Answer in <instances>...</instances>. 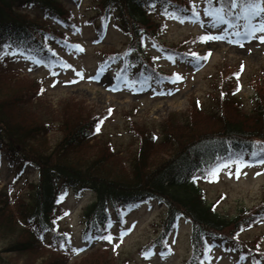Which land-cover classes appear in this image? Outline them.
<instances>
[{
    "label": "trees",
    "instance_id": "obj_1",
    "mask_svg": "<svg viewBox=\"0 0 264 264\" xmlns=\"http://www.w3.org/2000/svg\"><path fill=\"white\" fill-rule=\"evenodd\" d=\"M205 2L210 10L226 7V0ZM23 7L37 9L41 16L29 17L18 10ZM93 9L96 13L91 22L97 21L95 30L99 35L111 21L128 39L123 50L102 53L99 64L104 68L114 67L118 77L132 82L150 79L159 84L168 78L156 70L153 55L144 49L146 42L155 45L165 56L178 60H184L192 52L183 50L184 44L191 46L196 43L191 37L177 44H167L162 40L166 35L162 18H194L195 4L192 0H95ZM240 12V7H237L227 17L235 24L241 16ZM75 29L73 14L65 8L62 0H0V75L8 77V80L21 75L8 69L3 60L11 49L34 57L53 69L60 60L53 53L54 46L68 48L66 35L69 31L74 34ZM240 71L236 68L224 77L232 88L229 91L222 89L217 95L212 118L216 125L219 124L218 129L190 133L181 140L180 135L168 129L172 126L169 123L163 142L166 141L172 151L166 157L159 155L154 160L148 155L157 136L132 123L130 131L140 144L133 152L128 170L124 169L125 163L121 166L117 162H109L117 154L109 142L103 145L105 153L104 149L96 150L92 145L96 142L97 128L108 115V110L93 118L76 116L64 120L58 128L61 138L47 151L38 144L39 149L26 142L46 131L45 125L34 129L35 136L30 137L29 130L20 133L0 117V162L5 158L9 165L15 164L17 170L32 165L38 172V179L32 186V205L25 204L29 206H23L22 211L29 210L19 214L23 220L19 217L15 219L12 213L7 212L5 219L0 220L4 238L7 231L11 233L14 230L12 223L22 227L17 233L23 239H9L7 246L3 247L4 251L46 250L59 257L62 263L69 260L60 250L67 246L69 240L59 230L58 223L63 214L60 198L68 189H75L77 193L90 190L95 194L94 200L82 213L85 239L93 237L101 240L109 235L108 230L115 223L114 217L123 226L125 209H136L155 200L165 206L166 213L160 235L145 247L155 244L160 247L161 253L164 252L173 226L184 219L190 224L191 245L185 264H207L210 240L220 243V247L234 254L237 261L247 258L251 264H264V252L259 249L261 238L245 241L238 236L242 229L264 218V197L251 208L239 207L236 215L229 217L217 211L213 202H208L204 189L199 185L200 180L209 179L213 170L229 163L264 161V78L250 84L254 92L253 107L245 113L236 108L241 106V102L235 94L238 84L232 79ZM32 80L33 88L27 91L31 102L40 98L43 92L40 80ZM14 100L25 101L21 100L20 94ZM195 106L199 107L197 103ZM190 126L191 121L187 123V128ZM2 200L6 206L7 203L15 204L18 199L10 196L9 201ZM100 251L109 253L108 250ZM102 256L106 258V255ZM113 258L116 259L112 256L110 262L104 259V264H114Z\"/></svg>",
    "mask_w": 264,
    "mask_h": 264
},
{
    "label": "rangeland",
    "instance_id": "obj_2",
    "mask_svg": "<svg viewBox=\"0 0 264 264\" xmlns=\"http://www.w3.org/2000/svg\"><path fill=\"white\" fill-rule=\"evenodd\" d=\"M62 2L65 8L71 10L76 24L75 33L69 31L66 40L78 44V47L73 49L54 46L53 51L64 61L63 65L49 70L34 57L12 49L3 57L6 67L20 72L21 75L11 80L0 75V96L3 95L0 97V117L20 133L29 130L30 137L35 136L34 129L39 125L46 127L41 137L37 136L33 140L31 137L26 141L29 145L38 148V144L46 151L52 149L54 143L61 138L58 128L64 120L76 116L93 118L94 115H101L108 110V115L102 120L94 139L96 142L92 145L96 150H103V145L106 141L109 142L117 153L109 159L110 163L114 161L121 166L125 163L124 169L128 170L133 152L140 144L130 131L132 123L135 127L157 136L154 148L147 154L153 156L154 160L159 155L166 157L172 151L166 141L163 142L166 137L165 128L170 127L167 126L169 123H172V126L168 129L180 135L181 140L190 133L218 129L219 124L216 125L215 119L212 118V112L217 105V95L222 89L231 90L232 87L224 77L236 68L241 69L242 65L243 70L239 72L238 79L237 74L232 78L238 84L235 94L241 102V106L236 108L245 113L251 111L254 92L250 84L254 80L264 78V44L256 39H243V26L237 32L232 30L226 22V17L223 24L214 27L213 20L204 14L207 5L205 0H193L199 19L181 21L172 16L162 18L166 29L162 40L167 44H177L188 37L196 40V44L191 46L184 44L183 50L192 51L184 60L168 59L155 45L145 43L144 49L153 55L156 70L180 78L173 81L172 85L162 87L153 85L151 81L135 84L127 79L116 80L114 67L104 69L99 62L102 53L123 50L128 41L127 37L116 29L111 21L106 25L104 35L96 32L98 23L91 22L96 13L93 9L95 0ZM18 10L31 18L41 16L34 8L23 7ZM258 19H264V14ZM243 23L248 21L245 19ZM256 23L258 20H252V24ZM209 36L223 39L202 40ZM241 43L243 47L239 46ZM209 53L211 55H208ZM205 56L207 59H203ZM33 78L40 80L43 92L40 93V98L31 102L27 91L33 88ZM159 90L163 93L160 94ZM19 94L21 100L25 101L15 102L14 98ZM195 103L199 107L195 106ZM240 111L236 110L237 113ZM189 121L192 126L187 128ZM236 165L222 166L217 169V174L199 181L208 202H213L217 211L229 217H234L239 207L251 208L264 197V164L241 165L238 176ZM37 179V169L32 165L17 170L15 164L9 165L5 158H2L0 220L5 219L7 213H12L15 219L19 217L23 220L19 214L23 212V206H29L25 204L32 205V186ZM10 196L18 199L17 202L13 204L10 201L11 204L4 206L2 199L9 201ZM94 198L95 194L90 190L78 194L75 190H68L60 199L63 214L58 223L59 230L67 235V239L69 237L67 246L60 250L69 260L62 263L59 257L46 250L4 251L3 247L7 246L9 239H23V236L21 238L17 233L22 227L12 223L16 231L11 228L13 231H7L5 238L0 231V264H104V259L110 262L112 256L116 258H113L114 264H185L191 245L190 224L184 219H180L170 231L166 241L169 250L165 255H161L160 247L155 244H152L154 247L150 252H145V246L151 245L150 242L160 235L166 213L165 206L155 200L137 209H125L126 221L123 226H120L114 217L115 223L108 230L109 235L105 236L111 237V242L104 238H83L82 213ZM238 236L245 241L260 237L259 249L264 252V218L242 229ZM209 242L211 249L208 264H251L247 258L235 262V255L221 248L220 243L215 240ZM100 250H108L109 253ZM102 255H106V258Z\"/></svg>",
    "mask_w": 264,
    "mask_h": 264
},
{
    "label": "snow or ice",
    "instance_id": "obj_3",
    "mask_svg": "<svg viewBox=\"0 0 264 264\" xmlns=\"http://www.w3.org/2000/svg\"><path fill=\"white\" fill-rule=\"evenodd\" d=\"M221 2H224V0H221ZM237 7H240L241 9V16H243L248 21L243 33L244 37L249 40L256 39L259 43L264 44V19H258L261 17V14H264V0H239V3L238 0H226V7L213 10L205 9L204 14L213 20V26L216 27L220 24H223L225 22V17L231 15L232 10H235ZM192 15L196 16L197 12L193 10ZM252 20H258V23L252 24ZM237 35H240V33H237ZM213 39H223V37L209 36L202 38L203 41ZM239 46L243 47V43H241ZM208 55H211V53ZM196 58L200 59L199 57ZM203 59H207V56L203 57ZM241 70H243V65L241 66ZM176 79L179 80L180 78L176 77ZM110 112L111 109H109V113ZM97 131H99V128H97ZM261 163H264V161H261ZM225 167H228V165H225ZM217 171L218 170H213L210 175L217 174ZM239 173L240 166L237 165L236 175L238 176ZM104 239H107L109 242H111V237H104Z\"/></svg>",
    "mask_w": 264,
    "mask_h": 264
}]
</instances>
